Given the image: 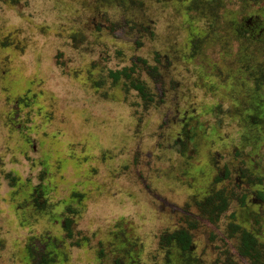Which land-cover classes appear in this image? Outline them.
I'll use <instances>...</instances> for the list:
<instances>
[{
    "label": "rangeland",
    "instance_id": "374dc122",
    "mask_svg": "<svg viewBox=\"0 0 264 264\" xmlns=\"http://www.w3.org/2000/svg\"><path fill=\"white\" fill-rule=\"evenodd\" d=\"M263 61L264 0H0V264H264Z\"/></svg>",
    "mask_w": 264,
    "mask_h": 264
},
{
    "label": "trees",
    "instance_id": "16d2710c",
    "mask_svg": "<svg viewBox=\"0 0 264 264\" xmlns=\"http://www.w3.org/2000/svg\"><path fill=\"white\" fill-rule=\"evenodd\" d=\"M264 65V61L263 62H256L254 63V65H250L249 63L246 64V74L247 77H251L252 75H249V72L252 73L253 69L257 66V72H262L260 73L258 79H262L261 77L264 75V69L263 66ZM120 73L121 70H117V71H110V75L113 79L117 80L118 78H120ZM253 77V76H252ZM254 80H258L256 79V76L253 77ZM137 89H139V91L141 93L144 94V90H143V86L142 84H137ZM190 118H188V121H192L194 119V116H189ZM247 121V120H245ZM192 132L188 133V131L185 130V136L188 137L189 141H191L192 138ZM258 180L259 183H264L262 181L263 178H256ZM42 191L43 189L38 186L33 188L30 192L28 191V197H30V204H33L35 207H40L41 203H42ZM256 194V202L260 203L262 206H264V186L261 189H257L255 191ZM28 201V200H27ZM212 208H208L207 210V214L210 215H216L214 216L217 217L218 214L226 207L227 205V200L225 196H219L218 197V201L215 203H212ZM219 211V212H218ZM251 212V216L253 218V222L255 223L256 226V230H258V227H261V222L262 220H264V209H263V214L257 213V212H252L251 210H249ZM248 211V212H249ZM263 215V216H262ZM70 225V219H68L66 221V226L67 229L69 228ZM232 232L236 231L239 229V225L234 223L232 226ZM254 230V229H253ZM161 240L162 243L165 245V247L167 246H171V245H175L179 250H181L182 254H187L191 251V245L192 243V235L191 233L185 229V228H180V229H175L171 232H167V234H163L161 236ZM262 243L259 240V238L250 230V229H242L241 230V241H240V247H239V252L244 255L249 257L250 259H252L254 264H259V261L261 260V249H262Z\"/></svg>",
    "mask_w": 264,
    "mask_h": 264
}]
</instances>
